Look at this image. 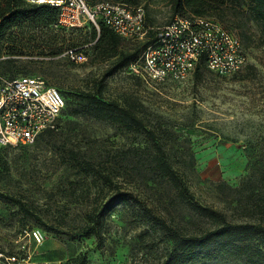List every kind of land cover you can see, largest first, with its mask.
Here are the masks:
<instances>
[{"label": "rangeland", "instance_id": "1", "mask_svg": "<svg viewBox=\"0 0 264 264\" xmlns=\"http://www.w3.org/2000/svg\"><path fill=\"white\" fill-rule=\"evenodd\" d=\"M131 6L141 7L156 28L175 18L170 0H134ZM218 21L242 42L247 66L240 73L218 76L202 67L184 80L164 82L132 68L108 75L115 59L102 56L106 52L97 48L99 33L91 24L75 30L39 27L35 33L42 41L52 35L58 39L53 49L39 40L32 45L40 49L0 59V83L42 77L66 100L60 127L51 135L33 146H0V264H71L80 257L85 264H149L138 240L143 226L122 206L105 215L99 227L102 245L87 235L86 217L106 202L108 188L102 193L101 182L79 171L77 160L106 168L115 183L150 206L163 209L175 202L185 223L202 225L155 170L145 133L78 113L92 97L122 106L134 103L196 200L238 218L236 189L252 156L264 148V47L248 16ZM142 45L123 40L118 51H141ZM57 50V55H42ZM39 231L42 243L33 236Z\"/></svg>", "mask_w": 264, "mask_h": 264}, {"label": "trees", "instance_id": "2", "mask_svg": "<svg viewBox=\"0 0 264 264\" xmlns=\"http://www.w3.org/2000/svg\"><path fill=\"white\" fill-rule=\"evenodd\" d=\"M111 1L129 6L134 3V0ZM170 2L175 18L205 17L218 21L228 16H248L257 25L260 45L264 47V0H170ZM58 17L59 11L56 8L31 6L24 0H0V59L5 54H28L32 48L40 49L41 45H32L39 43V40L42 41L35 33L36 30L39 27H56ZM94 29L99 33L96 36L97 48H102L106 52L102 56L108 60L115 59L108 75L131 68L139 61L143 46L141 51L119 52V46L126 39L105 26H101L100 31L95 27ZM42 42L46 43L45 46L49 49H53L58 39L52 35L48 42ZM59 53L60 50H57L50 53L42 52V55ZM202 67L207 68L205 60L201 61L195 71L199 73ZM80 112L97 120L119 125L129 132L145 133L148 141L152 143L155 170L162 178L168 180L177 193L175 200L178 204L184 205L202 222L201 226L196 227L194 224L190 226L191 222L185 223L184 218L178 215L175 202L163 209L150 206L133 192L115 183L112 174L106 172V168L96 169L87 160H77L79 171L92 176L96 184L98 181L101 182L99 187H102V193L105 187L108 188L106 202L94 206L86 217L88 236H95L99 245H102L104 238L99 227L102 226L105 215L122 206L124 211L138 218L140 225L143 226L138 240L143 246L141 250L149 264H264V148L252 156L248 174L242 178L236 189L238 199L235 212L238 218L230 219L226 213L204 206L196 200L185 178L168 160L155 132L148 130L145 120L137 114L134 103L122 106L92 97L86 105L81 106L78 113ZM54 131L56 130L43 132L36 143L41 137L49 136ZM22 209L28 216H33L24 206ZM71 264H85V258H77Z\"/></svg>", "mask_w": 264, "mask_h": 264}, {"label": "built area", "instance_id": "3", "mask_svg": "<svg viewBox=\"0 0 264 264\" xmlns=\"http://www.w3.org/2000/svg\"><path fill=\"white\" fill-rule=\"evenodd\" d=\"M24 1L31 6L56 8L57 28L75 30L91 24L100 31L105 26L123 39L142 43L140 59L131 68L154 82L184 80L202 60L218 76L240 73L247 66L241 40L211 18L176 17L166 26L156 28L147 23L141 7L121 2ZM70 54L77 57L73 51ZM65 107L62 93L42 77L4 80L0 83V146L34 145L43 132L58 129ZM33 236L38 243L44 241L40 231Z\"/></svg>", "mask_w": 264, "mask_h": 264}]
</instances>
